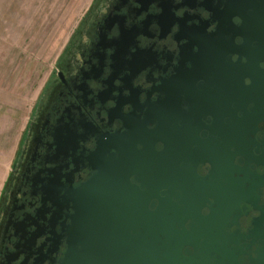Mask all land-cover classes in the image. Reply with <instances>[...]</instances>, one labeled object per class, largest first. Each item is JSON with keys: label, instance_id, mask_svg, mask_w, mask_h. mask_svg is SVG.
Segmentation results:
<instances>
[{"label": "flooded vegetation", "instance_id": "af4514ba", "mask_svg": "<svg viewBox=\"0 0 264 264\" xmlns=\"http://www.w3.org/2000/svg\"><path fill=\"white\" fill-rule=\"evenodd\" d=\"M258 70L264 72V0H93L45 81L2 189L0 264H59L66 250L62 224L71 211L64 195L94 173L91 154L102 136L126 129L127 115L142 120L156 102L172 99L179 108L176 99L200 101L198 112L177 114L195 123L183 131L197 133L194 141L220 146V154L239 151L221 146L217 133L224 123L216 120L223 115L212 105L221 109L229 100H242L244 84H263L264 95V73ZM186 102L183 111L192 108ZM254 108L246 145L262 163L252 161L248 168L263 175L264 104L247 106L250 113ZM242 117L236 108L233 118ZM199 146L192 143L189 149ZM155 147L160 152L164 144ZM197 157L202 162L195 163V155L182 157L189 161L180 159L179 168L195 167L202 177L213 173L215 183L246 178L240 171L246 156L236 155L234 167L214 171L208 154ZM255 193L258 207H264V186ZM202 213L208 214V207ZM260 215L251 203H240L227 232L246 236ZM260 228L264 233V220ZM261 242L244 238L241 264H249Z\"/></svg>", "mask_w": 264, "mask_h": 264}, {"label": "water", "instance_id": "95a60500", "mask_svg": "<svg viewBox=\"0 0 264 264\" xmlns=\"http://www.w3.org/2000/svg\"><path fill=\"white\" fill-rule=\"evenodd\" d=\"M258 72L263 76L262 70ZM243 88L242 100H229L221 109L219 103L212 105L213 111L223 115L216 120L224 123L217 133L223 139L221 146H238L237 152L220 154V146L194 141L197 133L183 131L194 128L195 123L191 117L177 114L198 112L196 107L203 106L188 98L176 99L179 108L172 99L156 102L146 119L127 115L123 132L102 136L89 158L94 173L77 187L68 188L63 197L71 211L69 222L62 224L66 250L59 264H241L239 257L246 252L241 245L244 238H252V243L262 240L249 264H264V233H259L264 207H258L255 193L264 186V174L248 168L252 161L262 162L246 145L247 139L252 140L251 122L257 114L255 108L250 113L247 106L264 104L263 84H244ZM253 88L259 92L253 93ZM183 101L193 109L183 111ZM236 108L243 111L240 119L233 118ZM233 140L245 141L244 147ZM158 142L164 144L160 152L155 147ZM192 143L200 146L189 149ZM203 154L209 155L212 171L233 166L236 155L246 156L248 160L240 168L246 178L233 184L215 183L213 173L202 177L195 167L179 168L180 159L189 161L182 157L195 155V163H200L197 155ZM242 202L261 211L246 236L237 230L227 232L239 216ZM205 207L209 213L204 215Z\"/></svg>", "mask_w": 264, "mask_h": 264}, {"label": "rangeland", "instance_id": "374dc122", "mask_svg": "<svg viewBox=\"0 0 264 264\" xmlns=\"http://www.w3.org/2000/svg\"><path fill=\"white\" fill-rule=\"evenodd\" d=\"M93 0H0V195L45 81Z\"/></svg>", "mask_w": 264, "mask_h": 264}]
</instances>
